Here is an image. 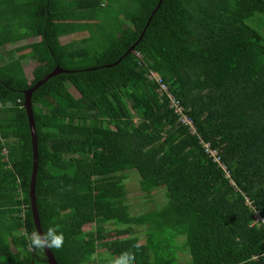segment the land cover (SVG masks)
Listing matches in <instances>:
<instances>
[{
  "label": "trees",
  "instance_id": "trees-1",
  "mask_svg": "<svg viewBox=\"0 0 264 264\" xmlns=\"http://www.w3.org/2000/svg\"><path fill=\"white\" fill-rule=\"evenodd\" d=\"M158 2L0 0V49L34 39L0 51V264H48L30 244L23 93L56 66L70 72L36 88L31 105L36 208L42 231L63 233L62 247L50 249L58 264H112L90 260L99 247L115 258L130 251L134 264H264V224L253 223L254 210L264 217V0H161L145 28ZM131 171L144 200L163 188L162 206L130 213ZM107 223L125 227L106 231ZM132 226L146 227L143 242L104 241Z\"/></svg>",
  "mask_w": 264,
  "mask_h": 264
},
{
  "label": "rangeland",
  "instance_id": "rangeland-1",
  "mask_svg": "<svg viewBox=\"0 0 264 264\" xmlns=\"http://www.w3.org/2000/svg\"><path fill=\"white\" fill-rule=\"evenodd\" d=\"M259 21L264 22V17L263 16H259ZM249 24L252 25L251 22H249ZM255 27V26H254ZM263 33V31H261ZM87 33L85 31H81V32H77V34H67L65 36L60 37V41L61 43H68L70 41L73 40H78L80 38H82L83 36H85ZM37 39V38H36ZM34 39L28 38L26 40H21L19 42H15L12 44H8L6 45L3 49L5 50H9L12 49L16 46H20L22 44H26L29 43L31 41H33ZM3 49H0V51H2ZM4 53V52H3ZM6 61V57L3 55L0 57V63L5 62ZM35 65V61H29L27 64H25L23 66L24 72L26 73V75H30L33 67ZM135 122H138L137 120ZM127 173V172H125ZM127 179L125 180V190H126V203L129 206V211L131 214L136 215L139 213H143L146 212L147 210H149L152 207H159L162 206L165 202V198H164V194H163V188H157L154 189L151 193V197L150 200H144V196L142 191L140 190V186H139V176L131 171V173H127ZM94 227V224H86L83 226L84 230H92ZM125 226L120 225H113L111 223H107L105 225V230L106 231H115L116 229H123ZM145 226H132L131 227V233L128 235H119L117 236V234L112 235L111 237L107 236L105 237L104 241L109 240V239H114L116 237H127V236H131V237H136L138 239V242L141 243L144 241L145 238ZM178 240H182L181 238H178ZM177 257L178 260L180 262L186 261L187 259H189L187 251L184 248H180L177 251ZM89 258L90 260H92L94 263H110L115 259V256L110 255L104 247H99L98 251L96 253H90L89 254ZM37 264H42V263H37Z\"/></svg>",
  "mask_w": 264,
  "mask_h": 264
},
{
  "label": "water",
  "instance_id": "water-1",
  "mask_svg": "<svg viewBox=\"0 0 264 264\" xmlns=\"http://www.w3.org/2000/svg\"><path fill=\"white\" fill-rule=\"evenodd\" d=\"M161 0H159L157 6L151 13L150 17L148 18V21L145 25V28L148 26L149 21L151 20V17L153 13L158 9L160 5ZM145 28L142 30L139 38L128 48V50L125 52L124 55L127 53H130L133 51L135 45L138 43V41L142 38V35L144 33ZM121 58H119L116 62L113 64H117L120 61ZM113 64L106 65V67H110ZM94 69V68H93ZM62 72H70L66 69H63L59 66H56L50 73H48L46 76H44L42 79L37 81L31 88L24 91V102L23 107L26 111L30 132H31V143H32V156H33V163H32V173H31V180L29 185V200H30V208L32 213L33 222L35 225V230L37 232H42L40 227V222L38 218L37 208H36V201H35V181H36V171H37V164H38V153H37V142H36V136H35V130H34V120H33V114H32V105H31V95L32 92L38 88L40 85H42L44 82H46L49 78H51L54 75H57ZM44 254L46 256V261L48 264H58L52 255L50 249L45 248Z\"/></svg>",
  "mask_w": 264,
  "mask_h": 264
},
{
  "label": "clouds",
  "instance_id": "clouds-1",
  "mask_svg": "<svg viewBox=\"0 0 264 264\" xmlns=\"http://www.w3.org/2000/svg\"><path fill=\"white\" fill-rule=\"evenodd\" d=\"M64 243L63 233L53 227H48L42 232H35L30 237V244L35 249H60ZM134 254L130 251L122 252L112 264H134Z\"/></svg>",
  "mask_w": 264,
  "mask_h": 264
},
{
  "label": "built area",
  "instance_id": "built-area-1",
  "mask_svg": "<svg viewBox=\"0 0 264 264\" xmlns=\"http://www.w3.org/2000/svg\"><path fill=\"white\" fill-rule=\"evenodd\" d=\"M149 78H152L156 82H158L160 85V89L162 91H166V86H164L160 82V78L158 77V75H156L154 72L150 71ZM170 104H171V106H173L175 108L176 113L181 115L180 120L182 122H184L185 124H187L190 127L191 132L193 133L194 128H193L191 120L182 114L181 108L178 106V103H177V101H175L173 96L170 97ZM201 143H202V147H203L204 151L209 156L212 157V159L217 163L218 167L221 168V170L224 172L225 176L228 177L229 173L227 172L225 165L220 161V158L218 156H216V151L211 149L209 143L202 142V141H201ZM253 223H263L264 224V217L260 216V214L258 213L257 210H254Z\"/></svg>",
  "mask_w": 264,
  "mask_h": 264
}]
</instances>
